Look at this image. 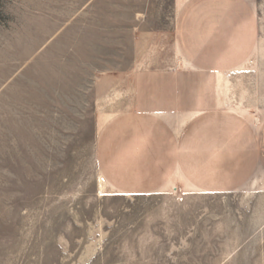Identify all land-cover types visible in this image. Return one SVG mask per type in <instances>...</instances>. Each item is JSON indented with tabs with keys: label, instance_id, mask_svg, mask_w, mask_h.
Wrapping results in <instances>:
<instances>
[{
	"label": "rangeland",
	"instance_id": "1",
	"mask_svg": "<svg viewBox=\"0 0 264 264\" xmlns=\"http://www.w3.org/2000/svg\"><path fill=\"white\" fill-rule=\"evenodd\" d=\"M251 4L262 49L245 74L263 96L264 0ZM177 9L0 0V264H264V179L225 193L99 185L102 121L138 64L176 62ZM112 89L119 101L100 109Z\"/></svg>",
	"mask_w": 264,
	"mask_h": 264
},
{
	"label": "crops",
	"instance_id": "2",
	"mask_svg": "<svg viewBox=\"0 0 264 264\" xmlns=\"http://www.w3.org/2000/svg\"><path fill=\"white\" fill-rule=\"evenodd\" d=\"M258 37L251 0H178L176 62L138 64L125 106L102 121L95 147L102 179L127 194L179 182L225 193L264 179V95L245 74L256 64ZM122 93L101 96L100 109Z\"/></svg>",
	"mask_w": 264,
	"mask_h": 264
},
{
	"label": "bare ground",
	"instance_id": "3",
	"mask_svg": "<svg viewBox=\"0 0 264 264\" xmlns=\"http://www.w3.org/2000/svg\"><path fill=\"white\" fill-rule=\"evenodd\" d=\"M262 49V44H261V42H259L258 43V46H257V50L258 51H260ZM258 55V54H257ZM260 55V54H259ZM259 57V56H258ZM118 96V95H117ZM114 99V98H113ZM259 177V176H258ZM98 179H99V185H100V187L101 188H103L104 189V187H106L105 186V183L103 182V179H102V177L100 176V174H99V176H98ZM252 181H255V183H259V185H261L263 182H262V180L261 179H252ZM254 184V183H253ZM249 188V187H248Z\"/></svg>",
	"mask_w": 264,
	"mask_h": 264
}]
</instances>
